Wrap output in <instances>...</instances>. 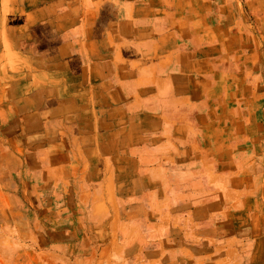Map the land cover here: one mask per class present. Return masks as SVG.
Returning <instances> with one entry per match:
<instances>
[{
    "label": "rangeland",
    "instance_id": "374dc122",
    "mask_svg": "<svg viewBox=\"0 0 264 264\" xmlns=\"http://www.w3.org/2000/svg\"><path fill=\"white\" fill-rule=\"evenodd\" d=\"M180 1L170 0L168 5L174 11L172 23L159 14V31L163 28L173 36L182 32L190 40L206 36V49L189 56L167 53L163 37L146 63L159 69V83L151 89L159 101L145 105L153 109L140 118L158 122L155 134L142 133L144 138L156 135L158 167L147 172L153 180L139 182L148 167L139 168L137 162L133 168L126 164L118 168L111 161L104 170V183L96 179L98 187L92 194L94 184L89 182L80 199L76 189L88 178L74 176L71 137L63 136L67 154L58 147L61 134L41 127L40 119H49L48 114L30 113L24 118L11 104L9 85L16 80L9 71L23 64L15 56L21 50L17 44L12 51L11 34L20 31L17 23L23 20L15 14L17 0H0V264H167L165 249L158 258L152 251L156 242L167 239L170 229L176 241L184 235L198 240L199 226L213 224L214 218L204 214L207 201L199 198L207 185L195 183L187 189L189 184L180 180L186 170L179 160L182 139L187 130L197 132L194 116L202 112L207 128L218 118L217 127L236 128L246 116L242 108L264 107V0ZM246 98L248 102H243ZM183 114H190L192 120L188 122ZM167 127L173 128V155H165ZM142 142L135 137V146ZM247 162L233 167V174L257 176L262 161L254 156ZM194 170L199 173L194 176L205 180L213 174L212 169ZM149 187H156L152 196ZM171 209L173 214L166 216ZM237 221L241 223V218ZM254 225L256 233L260 226L256 217ZM170 262L182 264L176 258Z\"/></svg>",
    "mask_w": 264,
    "mask_h": 264
},
{
    "label": "crops",
    "instance_id": "0c3cea01",
    "mask_svg": "<svg viewBox=\"0 0 264 264\" xmlns=\"http://www.w3.org/2000/svg\"><path fill=\"white\" fill-rule=\"evenodd\" d=\"M169 4L170 0H17L14 6L23 21L17 23L20 31L11 34V48L14 52L18 45L21 50L14 53L23 64L9 71L16 80L9 85L11 104L24 118L30 113L48 114L49 119H40L41 127L61 134L56 146L64 153L69 150L63 136L71 137L74 176L88 178L76 189L80 199L86 184H94V194L96 179L104 183V170L111 161L118 168L124 164L133 168L137 162L139 168L148 167L139 182L153 180L147 172L158 167L156 135L144 138L142 133L155 134L158 122L140 118L153 109L145 105L159 101L157 93L151 92L159 83V69L146 63L158 50L159 38L165 37L167 53L183 56L203 54L207 40L206 36L190 40L182 32L173 36L163 28L159 31L160 13L173 22ZM29 26L38 30L27 31ZM142 40L148 42L140 45ZM145 89L149 94H142ZM244 113L236 128L217 127L221 118L207 128L203 112L193 115L197 132L187 130L182 139L179 160L186 170L180 180L189 184L187 189L195 183L207 185L199 198L207 201L204 214L214 221L199 226L198 240L184 235L176 241L170 229L167 239L155 243L153 257H162L165 249L167 264L175 258L182 264H264V107L259 111L248 104L241 110ZM184 116L192 120L190 114ZM167 131L165 155H173V128ZM135 137L143 141L139 146L134 145ZM254 156L262 161L257 176L233 174V167L253 161ZM194 169L200 173L212 169L213 174L205 180L194 176L198 173ZM155 190L149 187L150 196ZM172 214L171 209L166 216ZM254 217L260 221L256 233Z\"/></svg>",
    "mask_w": 264,
    "mask_h": 264
},
{
    "label": "bare ground",
    "instance_id": "6f19581e",
    "mask_svg": "<svg viewBox=\"0 0 264 264\" xmlns=\"http://www.w3.org/2000/svg\"><path fill=\"white\" fill-rule=\"evenodd\" d=\"M191 94V93H190ZM166 111V110H165ZM198 113V112H197ZM169 114V113H168ZM207 187V186H206ZM201 202V201H200ZM190 212V211H189ZM149 238V237H148Z\"/></svg>",
    "mask_w": 264,
    "mask_h": 264
}]
</instances>
